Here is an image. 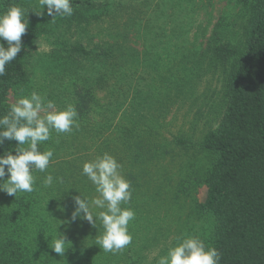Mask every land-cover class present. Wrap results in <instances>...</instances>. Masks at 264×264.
I'll list each match as a JSON object with an SVG mask.
<instances>
[{"label": "rangeland", "instance_id": "obj_1", "mask_svg": "<svg viewBox=\"0 0 264 264\" xmlns=\"http://www.w3.org/2000/svg\"><path fill=\"white\" fill-rule=\"evenodd\" d=\"M87 1L98 10L85 24L70 17L37 16L39 0H27L33 15L21 38L26 79L9 91L7 104L36 91L58 110L75 106L86 87L78 79L81 61L66 50L120 43L126 62L120 72L128 74L123 83L138 94L126 113L132 118L117 117L110 127L102 124L97 113L107 100L105 90L89 86L102 100L90 104L87 116H77L78 128L52 132L38 146L54 155L46 172L33 170L35 190L16 197L0 192V253L12 241L21 249L23 264H157L182 234L205 240L212 232V219L198 207L205 200L204 178L213 162L203 143L222 118L225 85L244 49L249 5L237 0ZM216 47L232 53H216ZM89 74L94 77L93 71ZM138 115L149 118L134 128L130 122L141 121ZM118 140L123 142L120 172L132 192L122 207L131 208L135 219L128 225L132 242L113 255L95 245L102 232L98 221L93 228L70 217L74 196L90 200L96 195L82 165L108 153ZM47 174L54 178L51 187L43 186ZM57 232L71 244L63 257L49 248Z\"/></svg>", "mask_w": 264, "mask_h": 264}, {"label": "trees", "instance_id": "obj_2", "mask_svg": "<svg viewBox=\"0 0 264 264\" xmlns=\"http://www.w3.org/2000/svg\"><path fill=\"white\" fill-rule=\"evenodd\" d=\"M249 5L245 26L244 49L233 64L225 85V109L218 126L206 136L203 149L213 157L211 168L204 178L205 200L198 205L202 214L210 217L213 229L205 240L220 254L219 264H264V0H237ZM74 18L88 24L98 10L87 0H71ZM19 6L30 19L33 10L27 0H0V14L10 6ZM99 18V16L95 17ZM78 61L84 92L76 99L79 117L87 116L90 104L97 99L90 91L93 84L105 90L106 102L97 113L102 124L111 126L117 117L126 115L135 103L137 95L132 86L125 87L123 79L128 74L120 72L125 59L121 44L96 45L93 50L75 46L66 50ZM216 53L231 54L226 48H215ZM24 48L16 59L6 65L5 75L0 76V116L8 113L9 91L26 79ZM96 65V66H95ZM94 72V77L89 73ZM91 83V84H90ZM92 88V87H91ZM130 99V106L125 103ZM123 114L119 116L122 109ZM152 118V114H149ZM148 116L138 115L141 121L131 120L137 127ZM126 118V117H125ZM153 121V120H151ZM120 142L108 146L119 163ZM15 141L0 145V155L15 154ZM78 190V186L75 188ZM84 190L83 188H80ZM78 194L77 192H75ZM19 245L7 241L1 246L0 264H23ZM25 264V263H24Z\"/></svg>", "mask_w": 264, "mask_h": 264}, {"label": "clouds", "instance_id": "obj_3", "mask_svg": "<svg viewBox=\"0 0 264 264\" xmlns=\"http://www.w3.org/2000/svg\"><path fill=\"white\" fill-rule=\"evenodd\" d=\"M39 7L40 11L35 14H46L51 20L57 16L73 15L71 0H39ZM27 29L28 21L21 7L13 5L0 14V76L5 75L6 65L21 53V38ZM77 116L72 104H68L64 110H58L53 101L36 91L28 96L21 95L10 106L8 113L0 116V145L6 140L15 141L14 155L12 152L0 155V192L12 197L18 193L33 192V170L46 172L54 155L51 149L41 152L38 146L50 140L52 132L71 133L74 127L78 128ZM121 167L108 153L85 162L82 175L94 186L96 195L90 200L82 199L80 195L74 196V210L70 217L73 222L85 220L93 228L97 227L98 221L102 232L95 236V245L113 255L132 242L128 225L135 219L131 208L122 207L130 202L132 192L130 182L121 175ZM53 179L51 174H47L43 186L51 187ZM177 239L180 242L168 249L166 255L160 256L157 264H219L218 250L206 245L199 237L182 234ZM49 244L51 251L61 257L71 246L60 233Z\"/></svg>", "mask_w": 264, "mask_h": 264}]
</instances>
